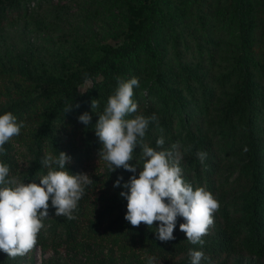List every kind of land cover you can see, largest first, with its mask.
<instances>
[{
  "label": "trees",
  "instance_id": "obj_1",
  "mask_svg": "<svg viewBox=\"0 0 264 264\" xmlns=\"http://www.w3.org/2000/svg\"><path fill=\"white\" fill-rule=\"evenodd\" d=\"M213 1L224 6V13L230 10L227 0H209L205 5L196 2L190 9L209 11ZM236 2L242 17L243 44L249 47L253 27L251 2ZM164 4L165 0H143L137 6L129 5L127 29L120 46L104 48L102 57L91 62L80 72L71 71L60 77H38V80L46 84L45 89L36 96L21 97L0 111V115L11 112L18 123L33 119L36 125L32 143L26 147L27 153L18 150V135L3 146L5 151L0 154V163L8 165L9 177H15L26 184H39L38 179L46 175L48 170L42 163L46 157L45 148H52L54 156L59 152L67 154L71 161L65 168L71 174H76L84 152L101 150L102 145L94 132L96 122L90 120L88 125H84L79 122L78 114L82 108L91 106L93 100H98V107L93 109L102 114L108 97L114 93L117 86V77L125 80L133 78L136 64H139L142 58H148L152 62L158 60L159 53L152 43L151 35L156 24L162 22ZM20 6V0H0V25L13 14H18ZM203 20L200 30L205 37L208 27ZM177 45L180 52V44ZM196 61V64L188 61L181 63L180 68L163 74L154 69L156 80L160 83L157 91H171L179 96V100L183 99V95L191 97L208 117L213 105L212 82H208L205 75L204 58L199 54ZM234 72L238 89L227 100L221 111L222 117L216 123L219 128L218 135L222 139L221 150L214 149L211 137L201 128L200 123H194L192 132L181 136L175 133L169 117L158 114L150 105L143 107L138 113L145 117H157L156 121H150L143 138L144 143L156 150H171L173 145H177V150L182 153L180 167L183 179L192 184L194 189L204 187L220 203L219 210L213 214L214 224L209 228L208 235L202 237L203 246L192 245L186 240L185 234L179 230V225L184 223L181 217L176 220L173 232L175 239L167 242L156 238L155 228L159 222H154L152 228L143 223L139 227L131 226L124 219L127 201L120 196V192L126 189L113 185L118 177L123 178L120 181L123 185L133 173L122 168L110 172L107 163L102 173L92 179L93 183L85 187L84 195L73 212L74 219L55 216V209L49 201V217L43 221L45 227L38 234L37 246L48 248L62 243L72 244L84 234L98 233L100 227L104 226L110 233H114L115 237L128 240L158 263L191 264L188 255L191 249L204 253L205 259H202L200 264H242L244 254L253 257L256 264H262L264 141L260 134L255 133L243 143V149H237V145L240 142V125L246 126L264 107L261 97L264 92V78L261 82L250 80L246 61L242 57L237 61ZM86 81H90L91 85L81 92L80 87ZM133 91L132 99L136 94V87ZM173 103H176V100H173ZM69 107L70 110L66 111ZM161 137L164 144L162 148H158L156 141ZM71 139L78 141L76 148H72L69 142ZM197 151L207 153L203 164L196 155ZM141 154L138 146L134 149L130 164L142 168ZM226 155L236 158L235 165H230V177L234 175L235 170L237 177L244 178L248 184L247 189L232 201H227V178H223V174L219 173L224 161L223 156ZM237 158L244 159L237 161ZM25 161L28 164L26 169L22 168ZM138 173L139 169L137 177ZM97 200L104 202L102 211L90 219L88 208ZM0 264L8 263L0 261Z\"/></svg>",
  "mask_w": 264,
  "mask_h": 264
},
{
  "label": "rangeland",
  "instance_id": "obj_2",
  "mask_svg": "<svg viewBox=\"0 0 264 264\" xmlns=\"http://www.w3.org/2000/svg\"><path fill=\"white\" fill-rule=\"evenodd\" d=\"M142 1L20 0L19 13L0 25V111L21 97L36 96L45 89L46 84L38 77H60L71 71L80 72L100 59L104 48L120 46L127 29L128 6H137ZM208 1L165 0L162 22L156 24L151 35L159 58L156 62L142 58L136 64L134 77L139 86L133 100L138 104V110L131 118L150 105L158 114L169 117L178 135L191 133L194 123H200L211 137L214 149L221 150L222 139L216 123L222 117L221 111L227 100L238 89L234 69L239 58L245 59L250 80L261 82L264 78V0H250L253 27L249 47L243 44L242 17L236 0H227L230 10L226 13L224 6L215 1L209 11L190 9L196 2L205 5ZM202 20L208 27L205 37L200 30ZM199 54L204 58L205 75L208 82H212L213 89V105L208 117L191 97L183 95L179 100V96L171 91H157L160 83L154 75V69L163 74L180 68L181 63L187 61L196 64ZM90 85V81H86L80 87L81 92ZM261 97L264 102V92ZM84 113H88L92 121H97L99 113L91 106L82 108L78 117ZM23 125L16 144L19 151L27 153L26 147L32 143L36 125L33 119L26 120ZM238 133L237 149H243V143L255 133L264 141V107L246 126L240 125ZM69 142L72 148L78 146L76 139ZM99 151L84 152L76 174H87L90 179L100 175L106 162L99 159ZM44 152L45 156L55 154L52 148H45ZM223 159L219 173L227 178V201H232L247 189L248 184L244 178L237 177L235 170L230 177V165H235L236 158L226 155ZM241 160L237 158V161ZM27 166V162H23L22 168ZM103 203L97 200L89 206L90 219L102 211ZM0 261L8 264H172L153 261L104 226L98 233L84 234L72 244L62 243L48 248L36 245L24 256L10 258L0 251ZM242 264L256 263L253 257L244 254Z\"/></svg>",
  "mask_w": 264,
  "mask_h": 264
},
{
  "label": "clouds",
  "instance_id": "obj_3",
  "mask_svg": "<svg viewBox=\"0 0 264 264\" xmlns=\"http://www.w3.org/2000/svg\"><path fill=\"white\" fill-rule=\"evenodd\" d=\"M139 86L137 78L125 80L117 77L114 93L107 99L106 107L94 125V132L102 145L99 159L105 161L110 172L124 169L133 173L129 180L121 185L118 177L113 187H122L120 196L127 201L124 219L133 227L142 223L155 228L156 238L161 242L175 239L177 217L184 223L179 230L192 245L203 246L202 237L208 235L214 224L213 214L220 208L219 201L204 187H196L183 179L180 163L182 153L173 145L171 150H156L144 143L143 138L150 121L157 117H145L137 114L138 104L132 99L133 89ZM98 107V100L91 101V108ZM70 107L66 109L69 111ZM79 122L88 125L91 117L84 113L78 117ZM23 123H18L11 112L0 115V154L4 145L14 136L20 134ZM163 137L157 139L156 145L162 148ZM141 149L142 168L130 161L133 152ZM245 151L247 149L245 148ZM198 159L203 164L207 157L204 151H197ZM71 158L64 152L47 155L43 165L48 169L35 182L24 183L15 177H9V167L0 163V251L10 258L24 256L37 245V237L45 227L43 221L49 217V207L55 209V216L74 219V210L84 195L85 187L93 180L87 174H71L65 165ZM139 169L138 177L136 175ZM7 178V179H6ZM50 201V205H49ZM191 264H200L205 259L204 253L189 250Z\"/></svg>",
  "mask_w": 264,
  "mask_h": 264
}]
</instances>
